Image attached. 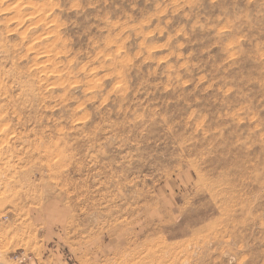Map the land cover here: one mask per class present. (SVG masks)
I'll use <instances>...</instances> for the list:
<instances>
[{
    "label": "rangeland",
    "instance_id": "obj_1",
    "mask_svg": "<svg viewBox=\"0 0 264 264\" xmlns=\"http://www.w3.org/2000/svg\"><path fill=\"white\" fill-rule=\"evenodd\" d=\"M18 252L264 264V0H0V264Z\"/></svg>",
    "mask_w": 264,
    "mask_h": 264
},
{
    "label": "built area",
    "instance_id": "obj_2",
    "mask_svg": "<svg viewBox=\"0 0 264 264\" xmlns=\"http://www.w3.org/2000/svg\"><path fill=\"white\" fill-rule=\"evenodd\" d=\"M26 257L28 256L24 255V252L13 254V258L17 262V264H27Z\"/></svg>",
    "mask_w": 264,
    "mask_h": 264
},
{
    "label": "bare ground",
    "instance_id": "obj_3",
    "mask_svg": "<svg viewBox=\"0 0 264 264\" xmlns=\"http://www.w3.org/2000/svg\"><path fill=\"white\" fill-rule=\"evenodd\" d=\"M74 87V86H73ZM73 123V122H72ZM2 141V140H1Z\"/></svg>",
    "mask_w": 264,
    "mask_h": 264
}]
</instances>
